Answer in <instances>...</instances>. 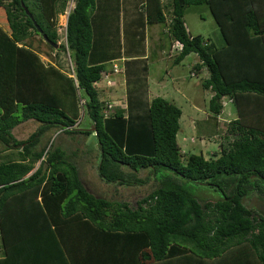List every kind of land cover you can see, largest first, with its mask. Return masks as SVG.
<instances>
[{
  "label": "trees",
  "instance_id": "16d2710c",
  "mask_svg": "<svg viewBox=\"0 0 264 264\" xmlns=\"http://www.w3.org/2000/svg\"><path fill=\"white\" fill-rule=\"evenodd\" d=\"M99 1H76L59 44L57 22L68 0H0V264H264V215L244 204L253 191L264 195V0H141L133 10L117 0L119 24L124 15L138 16L126 21L120 40L127 57L141 56L147 28L164 24L182 45L174 65L196 54L191 72L208 69L201 85L212 92V118L218 121L226 99L235 106L237 118L225 126L235 140L210 158L202 148L182 154L183 112L174 102H139L142 85H129L128 111L101 100L99 84L121 49L97 52L105 41L102 20L93 19ZM202 5L223 46L188 32L186 10ZM43 42L58 51L48 63ZM60 51L70 56L68 73L55 61ZM138 62L126 64L136 70ZM142 113L148 119L141 121ZM28 121L40 126L19 140L14 129ZM52 131L94 138L97 176L106 186L151 191L135 205L118 193L91 192L68 152L47 139ZM187 183L209 185L219 196L201 201Z\"/></svg>",
  "mask_w": 264,
  "mask_h": 264
},
{
  "label": "rangeland",
  "instance_id": "374dc122",
  "mask_svg": "<svg viewBox=\"0 0 264 264\" xmlns=\"http://www.w3.org/2000/svg\"><path fill=\"white\" fill-rule=\"evenodd\" d=\"M162 1L165 5H172L173 3V0ZM117 6V0H106V2L99 1V7L96 8L93 19L96 21L102 20L100 27L104 32L103 39H105V41L100 43V45L98 44L97 52L104 49L103 52L113 53L120 48L122 34L120 35V32L117 30L120 26L117 17H115L118 15L115 8ZM123 7H126V5H122V8ZM66 21L65 15L59 16L57 22V30L60 36L59 44H64L66 42ZM185 22L188 32L192 35H201L205 39L214 42L219 47L224 45L220 29L207 6L189 7L186 10ZM124 23L127 24L125 21ZM126 31V33L129 32L127 27ZM167 31L168 28L165 27L164 24L153 25L147 28V48L150 49V52H153L154 55L152 54V59L150 58L149 61H139L137 64L139 65V68L136 67L137 69L133 70L135 73L130 76V78L138 79L144 75L142 76L143 80L141 83L144 84V87L147 84L150 96H152L153 90L157 92L162 90L160 93H157L159 95H156V97H163L170 102L172 101L182 110L183 115L180 120L181 130L178 134V141L182 147V154L186 155L190 151L198 152L199 149L202 148L205 156L210 158L214 151L220 150L221 145H225V147L232 146L235 136L229 135L225 126L227 123L237 118L236 108L230 103L229 99H226L225 102L227 103V106L222 115L218 118V121H215V119L212 118L211 113L209 112V103L212 98V92L205 90L201 85L204 80L209 78L208 69L204 68L197 77H191L190 74L192 69L196 63L199 62V58L196 54L189 55L180 65L173 66V64L165 57L167 54H161L163 51L161 50V47L167 52H169L170 47H172L171 39L167 34ZM34 41L38 43L39 37L35 36ZM136 43L137 42L130 34L127 47L134 50V48H138V46L135 47ZM42 45L44 46V51H42L41 56L45 63H48L51 60L50 55L57 54L58 51H50L47 42H43ZM177 52L178 50L172 51V53H174L173 55ZM156 54L163 57L157 58ZM58 57V59H55V61L58 62V65L61 64V68L65 72H70L71 59L69 54L60 51ZM144 64H148L147 71H142V67H140V65ZM113 65L118 64L114 63ZM107 66L110 67L111 65L108 63ZM162 79H164V82H166L167 85L165 91H163ZM132 87L138 88L141 87V84L137 85L136 83H133L132 85L130 83V90ZM124 88V86L119 87L114 94H111L109 91H106L105 93L103 91L102 93L101 90L100 98L102 101H105L108 98L118 100L120 98L119 95H121ZM139 89V93L143 95L144 91L141 88ZM144 114L146 113L141 114V121L148 119L143 116ZM88 119V116L84 115L83 120L87 121ZM39 126L40 124L36 121H28L15 128L13 133L19 140H27L37 131ZM47 139H51V143L55 142V146H60L68 152L71 159L77 163L81 178L86 184V188L97 195L109 196L118 193L116 194L118 199H128L133 205H135L137 200L141 199L152 189V186L149 185H146L145 187L143 186L142 188L136 187L135 189L129 187L106 186V184H104L97 176L98 172L96 170L97 163L95 164V157L98 151L94 148L96 146L93 145L95 143L93 137L87 138L82 136L77 137L74 140L66 135L59 136V133L56 134L55 131H52L48 134ZM47 139L44 140V142H46ZM91 143L92 145L89 146ZM0 146H3V144L1 143ZM74 154H77L78 156H74ZM90 162L92 164L91 167L89 164ZM147 174V171H142L139 173V176L146 178ZM160 175H158L159 178L161 177ZM154 182L155 181L151 180L148 181L150 185ZM187 186L201 201L215 200L219 196L215 189L209 185L187 183ZM244 203L249 208L257 210L264 215V195L258 193V191H253L247 196L244 199Z\"/></svg>",
  "mask_w": 264,
  "mask_h": 264
},
{
  "label": "crops",
  "instance_id": "0c3cea01",
  "mask_svg": "<svg viewBox=\"0 0 264 264\" xmlns=\"http://www.w3.org/2000/svg\"><path fill=\"white\" fill-rule=\"evenodd\" d=\"M138 1H141V0H127V4H128V7H125V8H128V9H131V10H133L134 8H135V5L137 4V2ZM163 2V1H162ZM120 3H123V0H122V2L120 1ZM164 3V2H163ZM123 5V4H122ZM124 11V10H123ZM62 15V14H61ZM136 14H134V13H131V14H129V15H124V16H122L123 18H122V20L120 21V26L118 27V32L120 31V33L122 34L121 36H122V39H124V30H125V26H126V23H124V21L126 22H128V23H131L132 22V20L133 19H135V17L137 18L138 16L136 15ZM171 39V38H170ZM173 43V44H172ZM145 45H146V50H144V53L143 54H141V56H139L138 54H133V55H131V57L129 56V57H127V55H126V53H125V47H124V43H122V48H120L121 49V52H120V57L121 58H119L118 57V59L117 60H114L112 63L114 64V63H117L118 65H119V73H115L114 72V69H113V67H109L107 70H108V72H109V74H108V76L110 77V81H111V84H108L107 82H108V79H106V76H105V78H104V80L102 81V83H100L99 85H100V87H101V89L104 91V93L106 92V91H109L111 94H114V93H116L117 92V89L119 88V87H121V86H124L125 88L123 89V91L121 92V95H119L120 96V98L118 99V100H114V98H108L107 100H105V101H109V102H112L114 105H115V107H116V109H125L126 111H128V99H129V82L131 81V82H135V83H139V80H140V84L142 85V90L143 91H145L144 92V94L143 95H141V94H139L138 95V100H139V102H144L145 103V105L146 104H148V103H151V101L154 99V98H156V95H159V94H157V93H160V91H162V90H159L158 92L157 91H154L153 90V92H152V96H150V92H149V90H148V86H147V84L145 85V87H144V84H142L141 82H142V76H144V75H142L140 78H138V79H134V78H132L131 77V79H130V72L132 71V70H135V68L133 67L132 68V66H134V65H131V66H127V62L128 61H131V60H136V61H149L150 60V58L152 57V54H153V52H150V49H148L147 48V45H148V41H147V37H146V43H145ZM171 45H172V47H170V51L169 52H167V51H165L164 50V48H162L161 47V50H163L162 52H161V54L163 55V53H165V54H167L168 55V57H167V55L165 56L166 58H167V60H169L172 64H173V66H174V60H175V56L176 55H178L179 54V50H178V52L177 53H175V55H173L174 53H172V51L174 50H176L177 48H176V42H174V41H172V39H171ZM156 53V52H155ZM154 55V54H153ZM191 55V54H190ZM156 57L157 58H160V57H163V56H159L158 54H156ZM170 58H172V59H170ZM187 58V57H186ZM185 58V59H186ZM123 59H124V61H123ZM152 59V58H151ZM184 59V60H185ZM183 60V61H184ZM111 63V65H113ZM138 63H136V67L137 68H139V65H137ZM197 64V63H196ZM140 67H142V71H144V69H146L147 68V70H148V64H144V65H140ZM136 68V69H137ZM131 70V71H130ZM202 72V71H201ZM192 73V72H191ZM102 74H107V72H103ZM131 74H132V72H131ZM191 75V77H197L199 74H195L196 76H192V74H190ZM175 79H177V78H175ZM107 81V82H106ZM161 82H162V87H163V91H165L166 90V88H167V85H166V82H164V79H162L161 80ZM164 83V84H163ZM156 87V86H155ZM149 92V93H148ZM148 93V94H147ZM164 93V92H163ZM110 94V95H111ZM123 97V98H122ZM113 99V100H112ZM133 101H135L134 102V104L136 105L137 103H139L138 101H137V99H133ZM133 113H134V115L136 116V118H139L138 117V115H137V111H136V109L134 108L133 109ZM126 115L127 116H129V112H126ZM85 183V182H84ZM86 185V184H85ZM125 187H129V186H125ZM136 187H138V186H131V187H129V188H133V189H135Z\"/></svg>",
  "mask_w": 264,
  "mask_h": 264
},
{
  "label": "built area",
  "instance_id": "2783aa9c",
  "mask_svg": "<svg viewBox=\"0 0 264 264\" xmlns=\"http://www.w3.org/2000/svg\"><path fill=\"white\" fill-rule=\"evenodd\" d=\"M76 1L77 0H69L68 6H67V10L65 11V15L67 17H69V15L71 14V12L75 9V7H76ZM177 47L182 50V45L177 44ZM119 68L120 67L118 65H114L113 66L114 72L115 73H119ZM192 76H195V74H192ZM106 79H109V76H106ZM108 84H111V82L109 80H108ZM109 107L112 108V107H114V105L113 104H110Z\"/></svg>",
  "mask_w": 264,
  "mask_h": 264
},
{
  "label": "clouds",
  "instance_id": "9594fccd",
  "mask_svg": "<svg viewBox=\"0 0 264 264\" xmlns=\"http://www.w3.org/2000/svg\"><path fill=\"white\" fill-rule=\"evenodd\" d=\"M66 10H67V8H66ZM62 15H65V12H64V14H62ZM65 17H66V20H67V21H66V27H67V22H68V18H69V17H67L66 15H65ZM177 44H179V43L176 42V48H177L176 50H179V53H180L181 49H179V48L177 47ZM180 45H181V44H180ZM113 66H114V65H113ZM192 74H193V73H192ZM195 76H196V75H195ZM108 80H110V77H109ZM110 82H111V81H110ZM113 105H114V104H113ZM114 106H115V105H114Z\"/></svg>",
  "mask_w": 264,
  "mask_h": 264
},
{
  "label": "water",
  "instance_id": "95a60500",
  "mask_svg": "<svg viewBox=\"0 0 264 264\" xmlns=\"http://www.w3.org/2000/svg\"><path fill=\"white\" fill-rule=\"evenodd\" d=\"M31 18H32V16H31ZM35 25H37L36 23H35ZM39 29V31H40V33L42 32V30L40 29V28H38ZM44 39H45V41H47V42H49V39H48V37H47V35H44ZM58 46H59V44H55V47L56 48H58ZM32 174V173H31ZM30 174V175H31ZM245 204V203H244Z\"/></svg>",
  "mask_w": 264,
  "mask_h": 264
}]
</instances>
